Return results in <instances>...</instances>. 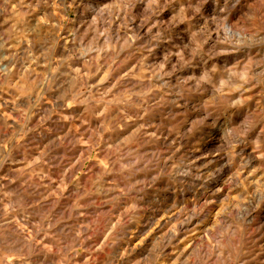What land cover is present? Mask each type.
Wrapping results in <instances>:
<instances>
[{"label": "clouds", "instance_id": "clouds-1", "mask_svg": "<svg viewBox=\"0 0 264 264\" xmlns=\"http://www.w3.org/2000/svg\"><path fill=\"white\" fill-rule=\"evenodd\" d=\"M0 264H264V0H0Z\"/></svg>", "mask_w": 264, "mask_h": 264}, {"label": "rangeland", "instance_id": "rangeland-1", "mask_svg": "<svg viewBox=\"0 0 264 264\" xmlns=\"http://www.w3.org/2000/svg\"><path fill=\"white\" fill-rule=\"evenodd\" d=\"M77 127H78V126H77ZM80 175H83V173H81ZM77 178H79V176H78Z\"/></svg>", "mask_w": 264, "mask_h": 264}]
</instances>
